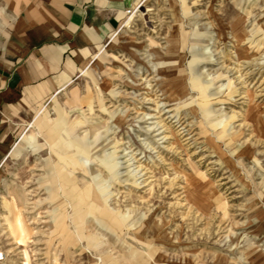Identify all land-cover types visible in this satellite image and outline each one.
<instances>
[{"label": "rangeland", "instance_id": "obj_1", "mask_svg": "<svg viewBox=\"0 0 264 264\" xmlns=\"http://www.w3.org/2000/svg\"><path fill=\"white\" fill-rule=\"evenodd\" d=\"M28 3L0 0V66ZM138 3L15 99L0 264H264V0Z\"/></svg>", "mask_w": 264, "mask_h": 264}, {"label": "crops", "instance_id": "obj_2", "mask_svg": "<svg viewBox=\"0 0 264 264\" xmlns=\"http://www.w3.org/2000/svg\"><path fill=\"white\" fill-rule=\"evenodd\" d=\"M137 1L30 0L7 43V63L0 66V153L16 113L15 99L47 84L64 88Z\"/></svg>", "mask_w": 264, "mask_h": 264}, {"label": "built area", "instance_id": "obj_3", "mask_svg": "<svg viewBox=\"0 0 264 264\" xmlns=\"http://www.w3.org/2000/svg\"><path fill=\"white\" fill-rule=\"evenodd\" d=\"M133 8H129L125 11V14L128 16L132 13ZM5 258V253L3 251H0V262H2Z\"/></svg>", "mask_w": 264, "mask_h": 264}, {"label": "bare ground", "instance_id": "obj_4", "mask_svg": "<svg viewBox=\"0 0 264 264\" xmlns=\"http://www.w3.org/2000/svg\"><path fill=\"white\" fill-rule=\"evenodd\" d=\"M132 12H133V11H132ZM131 14H132V13H131ZM131 14H130V15H128V17H129V16H131ZM88 65H89V64H88Z\"/></svg>", "mask_w": 264, "mask_h": 264}]
</instances>
